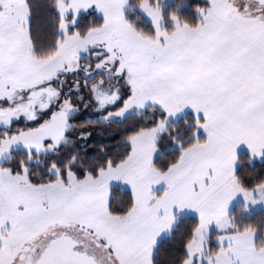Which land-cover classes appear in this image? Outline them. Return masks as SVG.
<instances>
[{
	"label": "snow or ice",
	"instance_id": "snow-or-ice-1",
	"mask_svg": "<svg viewBox=\"0 0 264 264\" xmlns=\"http://www.w3.org/2000/svg\"><path fill=\"white\" fill-rule=\"evenodd\" d=\"M0 264H264V0H0Z\"/></svg>",
	"mask_w": 264,
	"mask_h": 264
}]
</instances>
